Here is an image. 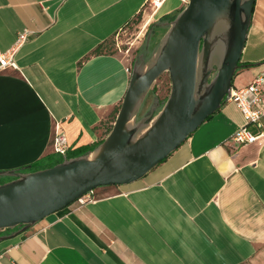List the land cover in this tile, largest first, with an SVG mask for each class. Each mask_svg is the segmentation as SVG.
Instances as JSON below:
<instances>
[{
  "label": "crops",
  "instance_id": "0c3cea01",
  "mask_svg": "<svg viewBox=\"0 0 264 264\" xmlns=\"http://www.w3.org/2000/svg\"><path fill=\"white\" fill-rule=\"evenodd\" d=\"M152 1L0 0V51L30 31L16 67L0 71V170L54 154L56 125L68 152L104 138L134 58L94 50L138 15L185 4L163 0L147 13ZM240 64L235 88L264 68V0L254 1ZM244 124L225 101L141 179L94 188L0 241V264H264V135L234 142Z\"/></svg>",
  "mask_w": 264,
  "mask_h": 264
},
{
  "label": "water",
  "instance_id": "95a60500",
  "mask_svg": "<svg viewBox=\"0 0 264 264\" xmlns=\"http://www.w3.org/2000/svg\"><path fill=\"white\" fill-rule=\"evenodd\" d=\"M255 0H188L171 20L149 25L165 32L148 58L137 56L109 132L93 148L53 166L0 170V241L100 186L126 185L168 157L226 101L251 22ZM169 92L139 115L157 78ZM159 106L158 111H152Z\"/></svg>",
  "mask_w": 264,
  "mask_h": 264
},
{
  "label": "built area",
  "instance_id": "2783aa9c",
  "mask_svg": "<svg viewBox=\"0 0 264 264\" xmlns=\"http://www.w3.org/2000/svg\"><path fill=\"white\" fill-rule=\"evenodd\" d=\"M162 1L153 0L155 8L158 7V2ZM187 1L182 0L183 3ZM29 34L28 30L18 32L13 45L7 50L0 51V71L8 67H16L15 53L26 42ZM226 101L233 102L245 120V124L232 134L231 138L234 142L247 144L264 135V68L248 85L239 88L231 87ZM250 125H254L258 131L254 133L249 128ZM52 148L54 153L62 156H65L69 150L67 138L57 125L52 138Z\"/></svg>",
  "mask_w": 264,
  "mask_h": 264
},
{
  "label": "rangeland",
  "instance_id": "374dc122",
  "mask_svg": "<svg viewBox=\"0 0 264 264\" xmlns=\"http://www.w3.org/2000/svg\"><path fill=\"white\" fill-rule=\"evenodd\" d=\"M160 3V2H159ZM186 4V3H185ZM184 4V5H185ZM183 5V6H184ZM156 9L153 1L150 6L147 8V13H154ZM179 10L172 12L171 14L177 13ZM156 14V13H155ZM148 14L144 16V14L138 15L130 23L124 26L120 31H118L113 37H111L104 47L107 51L112 52H122L128 57L136 58L140 54L145 53V57L148 58L152 52V50L157 45L160 37L165 32L164 27H156L153 28L150 38L147 39V35L149 32V25L158 22L161 17H157V14L154 17H148ZM151 19V21H150ZM147 20L149 22L144 24ZM161 21V20H160ZM170 87V80L167 73L161 74L157 80L155 81L151 91L149 92L142 108L140 109L139 115L149 113V108L151 105L153 106L155 100H158L160 105L166 99ZM159 109V106L156 107L152 114H155ZM116 113L113 115L111 124H107L108 126H112ZM2 179H8V177H1ZM4 234L7 232H3Z\"/></svg>",
  "mask_w": 264,
  "mask_h": 264
},
{
  "label": "trees",
  "instance_id": "16d2710c",
  "mask_svg": "<svg viewBox=\"0 0 264 264\" xmlns=\"http://www.w3.org/2000/svg\"><path fill=\"white\" fill-rule=\"evenodd\" d=\"M175 14L176 13L164 15L159 20H161V21L171 20L175 16ZM105 45H106V43L97 46L95 48L94 52H101L103 50V48L105 47ZM117 111H118V109L115 110V113ZM110 128H111V126H109V128L107 130V133L109 132ZM91 148L92 147H88V148L82 149L80 152H68L65 156L58 155L57 153H54V154H51V155H48V156H46L44 158L39 159L35 163H31L29 165H26V166H24V168L25 169L27 168L26 171H34V170L50 167V166L55 165L56 163L61 162L64 157H66V158L73 157V156L79 155V154H81V153H83V152H85V151H87V150H89ZM8 179H2V180H0V183L6 181ZM1 232H7L8 233L9 231L8 230L0 231V234H1Z\"/></svg>",
  "mask_w": 264,
  "mask_h": 264
},
{
  "label": "flooded vegetation",
  "instance_id": "af4514ba",
  "mask_svg": "<svg viewBox=\"0 0 264 264\" xmlns=\"http://www.w3.org/2000/svg\"><path fill=\"white\" fill-rule=\"evenodd\" d=\"M156 27H159V26H155V27H153V28H156ZM10 232V231H9Z\"/></svg>",
  "mask_w": 264,
  "mask_h": 264
},
{
  "label": "bare ground",
  "instance_id": "6f19581e",
  "mask_svg": "<svg viewBox=\"0 0 264 264\" xmlns=\"http://www.w3.org/2000/svg\"><path fill=\"white\" fill-rule=\"evenodd\" d=\"M158 6H159V2H158Z\"/></svg>",
  "mask_w": 264,
  "mask_h": 264
}]
</instances>
